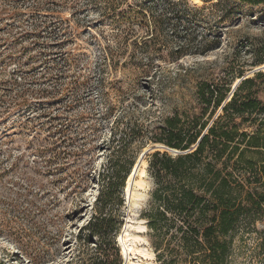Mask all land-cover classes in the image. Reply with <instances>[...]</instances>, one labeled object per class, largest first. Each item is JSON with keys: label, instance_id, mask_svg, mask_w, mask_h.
<instances>
[{"label": "rangeland", "instance_id": "374dc122", "mask_svg": "<svg viewBox=\"0 0 264 264\" xmlns=\"http://www.w3.org/2000/svg\"><path fill=\"white\" fill-rule=\"evenodd\" d=\"M136 1L143 0H0V264H80L78 248L94 245L80 228L94 213L126 123L143 125L133 144L134 166L156 144L151 137L162 133L164 117L197 108V81L222 83L232 76L233 85L239 70L251 76L263 66L257 61L264 52L256 49L264 44V2L239 3L221 29L219 48L164 62L170 71L156 72L159 91L122 64L141 41L118 37L117 22ZM19 96L26 102L17 108ZM152 152L143 157L142 198L130 207L121 192L115 241L125 224L128 235L146 241L129 238L128 245L141 251L126 264H157L143 217L154 187L147 170ZM139 220L145 230L138 233ZM255 228L264 231V220ZM256 240L255 233L238 232L228 264H257ZM142 249L153 256L141 258Z\"/></svg>", "mask_w": 264, "mask_h": 264}, {"label": "trees", "instance_id": "16d2710c", "mask_svg": "<svg viewBox=\"0 0 264 264\" xmlns=\"http://www.w3.org/2000/svg\"><path fill=\"white\" fill-rule=\"evenodd\" d=\"M203 1L210 3L196 7L189 0H143L136 1L134 8L128 5L117 22V36H135V43L140 37L141 42L122 64L131 65L137 79L152 80L160 91L162 79L156 72L170 71L164 62L219 48L221 29L239 3L264 2ZM256 51L264 52V44ZM257 64H264V58ZM243 75L239 70L237 77ZM232 81V76L222 83L197 81V108L164 117L162 133L151 137L179 151L155 150L149 155L147 170L154 187L143 217L153 236L157 264H228L238 232L257 235V264H264V231L255 228L257 221L264 220V70L242 79L227 100ZM18 98L17 108L26 102ZM142 127L135 120L121 129L94 213L80 228L87 232L84 241L94 243L92 248H78L80 264H121L115 241L121 192Z\"/></svg>", "mask_w": 264, "mask_h": 264}, {"label": "bare ground", "instance_id": "6f19581e", "mask_svg": "<svg viewBox=\"0 0 264 264\" xmlns=\"http://www.w3.org/2000/svg\"><path fill=\"white\" fill-rule=\"evenodd\" d=\"M259 68L260 69L264 68V66L259 67ZM143 157L144 156H139V158L137 159V162L132 167V169L130 171V174L127 176L126 184L123 187V192L125 191V195L128 196V203H129L130 207H131V203L133 202L134 198H142V196L144 195L142 190L147 187L146 180L144 179V177H145L147 172H146V169H145V164H143L144 163L143 162L144 161ZM141 221L142 220H139L138 224L134 226V229L136 231H138V233L145 230V226L142 224ZM128 228H129V225L125 224L124 228H123V231L120 234L117 235V241L119 242L121 255L123 254L127 261H129L131 258H135L134 255H135L136 251L137 252L141 251V249L140 250L139 249L138 250L132 249L128 245L129 238L131 240L135 241V242H141V241L144 240V238L139 236V235H128L127 234V229ZM142 251L143 252H141V254H140L141 258H144V257L145 258H151L153 256V252H151L149 250H146V249L143 250L142 249Z\"/></svg>", "mask_w": 264, "mask_h": 264}, {"label": "water", "instance_id": "95a60500", "mask_svg": "<svg viewBox=\"0 0 264 264\" xmlns=\"http://www.w3.org/2000/svg\"><path fill=\"white\" fill-rule=\"evenodd\" d=\"M263 65V64H262ZM264 66V65H263ZM260 68L257 67L255 68L253 71H258ZM249 76V73H246L244 74L242 77H240L233 85H232V88H231V92L229 93L228 97H227V100L229 99V97L231 96V93L233 92V90L235 89V87L238 85V83L244 79L245 77H248ZM224 102L221 104L220 108L218 109V112L221 110V107L223 106ZM217 112V113H218ZM160 148H163L165 150H168V151H171L173 153H178L179 151L177 150H174V149H171V148H168L166 146H164L163 144H160V143H156L154 144L152 147H149L146 151H144L140 156H144L146 152H149V151H155V150H159ZM126 184V181L124 183V186ZM124 193V196H125V201H126V204H128V196L125 195V191L123 192ZM116 242L119 246V242L117 241L116 239ZM120 255H121V251H120ZM122 257H123V264H126V259H125V256L122 254Z\"/></svg>", "mask_w": 264, "mask_h": 264}]
</instances>
